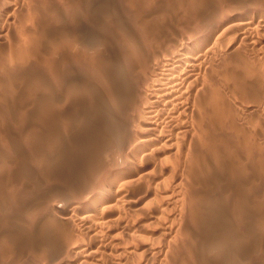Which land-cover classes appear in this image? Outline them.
<instances>
[{
    "label": "bare ground",
    "instance_id": "6f19581e",
    "mask_svg": "<svg viewBox=\"0 0 264 264\" xmlns=\"http://www.w3.org/2000/svg\"><path fill=\"white\" fill-rule=\"evenodd\" d=\"M11 1L0 0V8ZM191 1L207 6L205 0ZM67 14H72L69 5ZM232 20L228 37L217 34L223 20L211 24L206 17L193 23L202 25L194 33L190 25L184 27L189 37L148 32L144 45L128 35V46L108 56L109 66L90 61L110 89L103 107L96 108L97 125L108 128V135L102 136L96 185L49 215L51 225L63 218L75 226L65 230L68 244L55 247L56 264H213L207 256L215 248L212 241L202 240L192 224L202 228L217 222L229 227V235L223 234L216 257L264 264V189L263 194L256 189L253 174L264 132V43L253 56L241 48H250L257 33L264 36V16L236 14ZM67 36L76 56L95 43V38ZM51 55L52 83L65 87L67 78L57 73ZM11 56L20 55L13 51ZM217 78L225 93L217 88ZM84 83L78 89L93 93ZM50 93L54 100L52 88ZM181 243L189 245V260L178 251ZM48 250L42 260L55 255Z\"/></svg>",
    "mask_w": 264,
    "mask_h": 264
},
{
    "label": "rangeland",
    "instance_id": "374dc122",
    "mask_svg": "<svg viewBox=\"0 0 264 264\" xmlns=\"http://www.w3.org/2000/svg\"><path fill=\"white\" fill-rule=\"evenodd\" d=\"M205 1L207 6L195 5L191 0H12L9 7L0 8V264H56L58 253L54 249L58 245L62 249L64 242L68 244L66 234L74 231L75 226L63 218L51 225L49 215L57 206L69 207L84 198L96 185L94 171L100 147L108 135V128L97 125V113L110 89L106 90L108 84L91 68L92 59L106 68L108 56L111 59L128 46L125 41L128 35L144 45L148 32L156 33L157 37H189L191 33L188 35L185 28L190 25L194 33V28L198 31L197 27L202 25L195 27L193 23L209 17L213 20L211 24L223 20L217 34L228 37L236 14L264 16V0ZM68 5L72 14L65 17ZM260 34L251 40L252 50L241 47L247 54L249 50L253 52H249L250 56L264 43ZM67 35L95 38V43L87 54L76 56L65 39ZM31 38L34 42L29 41ZM13 51L20 55L18 59L11 56ZM52 53L57 73L67 78L65 87H59L58 81L52 83L54 74L47 66ZM216 82L218 89L225 90L218 78ZM83 83L94 92L80 91L78 87ZM51 88L54 100H49ZM227 134L224 136L229 139L228 131ZM260 138L257 169L253 174L258 181L256 189L263 194L264 132ZM231 184L235 189L234 181ZM230 222L236 224L233 217ZM222 223L202 228L192 224L200 231L201 239L212 241L215 247L207 252L211 263L222 264L224 257L225 264L249 263L246 257L231 260L228 254L220 258L214 255L223 246L220 242L229 235V227ZM194 226L191 228L196 229ZM48 239L51 243L45 245ZM181 244L178 251L186 257L189 245ZM46 249L55 252L48 258L50 261L42 260ZM186 258L189 260V256Z\"/></svg>",
    "mask_w": 264,
    "mask_h": 264
}]
</instances>
